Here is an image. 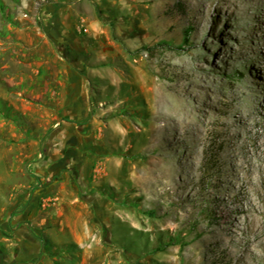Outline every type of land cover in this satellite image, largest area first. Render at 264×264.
Instances as JSON below:
<instances>
[{
    "label": "rangeland",
    "instance_id": "obj_1",
    "mask_svg": "<svg viewBox=\"0 0 264 264\" xmlns=\"http://www.w3.org/2000/svg\"><path fill=\"white\" fill-rule=\"evenodd\" d=\"M54 10L75 15L95 137L40 214L64 224L44 264H264V0H0V237L19 138L53 125Z\"/></svg>",
    "mask_w": 264,
    "mask_h": 264
},
{
    "label": "crops",
    "instance_id": "obj_2",
    "mask_svg": "<svg viewBox=\"0 0 264 264\" xmlns=\"http://www.w3.org/2000/svg\"><path fill=\"white\" fill-rule=\"evenodd\" d=\"M49 16L51 18L49 25L55 24V27H52L55 37L65 43L64 45L74 48L76 33L75 30H68V24L75 22V15L54 10ZM64 56V59L57 61L58 66H55L54 71H46L43 82H41L43 91L36 97V100L44 104L43 113L48 116L47 123H53L50 136L42 143L39 142L49 126L40 131L36 137L29 134L31 139H27L22 134L19 138L18 154L12 160L14 169L9 174L10 183L8 185L19 193L15 196L16 202L9 214L10 219L7 220V225H11L15 231L14 237L7 235L0 237V264H44L46 257L50 258L55 255L47 254L49 252L47 245L53 243L57 246L63 243L57 239V233L60 234L64 227L63 222L53 224L48 219L40 218V214L45 209L47 201L59 199L53 195L56 191L55 181L60 170H63L61 176L65 175L67 178L75 174L78 169L77 165L83 157L81 153L83 146L90 144L95 137L89 120L93 112L90 80L83 74V66L79 59L74 56L68 58L65 54ZM48 73L50 74L47 75ZM35 120L33 117L32 121ZM57 135L63 139L59 142L61 144L59 152L52 154L50 160L44 157L39 161V157L43 154L46 156L47 152L44 150L46 142L51 137L55 141ZM40 144L42 150L37 149L36 155L34 150L40 147ZM32 157L37 161L36 170L28 172L26 165L30 167L31 164L28 162ZM38 178H45L46 186L37 187L32 180ZM30 188L33 189L29 190ZM31 194L32 198H29ZM13 210L18 215L13 216ZM67 239L66 243L74 241L73 238ZM51 261L53 262L51 264L59 262L56 258H51Z\"/></svg>",
    "mask_w": 264,
    "mask_h": 264
},
{
    "label": "flooded vegetation",
    "instance_id": "obj_3",
    "mask_svg": "<svg viewBox=\"0 0 264 264\" xmlns=\"http://www.w3.org/2000/svg\"><path fill=\"white\" fill-rule=\"evenodd\" d=\"M63 51H64V54L68 56V54H70V49L67 45H64L63 47Z\"/></svg>",
    "mask_w": 264,
    "mask_h": 264
},
{
    "label": "bare ground",
    "instance_id": "obj_4",
    "mask_svg": "<svg viewBox=\"0 0 264 264\" xmlns=\"http://www.w3.org/2000/svg\"><path fill=\"white\" fill-rule=\"evenodd\" d=\"M244 111V110H243ZM245 112V111H244ZM246 113V112H245Z\"/></svg>",
    "mask_w": 264,
    "mask_h": 264
}]
</instances>
